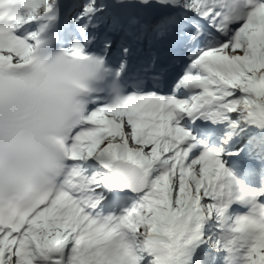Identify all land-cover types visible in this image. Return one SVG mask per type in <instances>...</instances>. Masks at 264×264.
I'll return each instance as SVG.
<instances>
[{
    "label": "snow or ice",
    "instance_id": "1",
    "mask_svg": "<svg viewBox=\"0 0 264 264\" xmlns=\"http://www.w3.org/2000/svg\"><path fill=\"white\" fill-rule=\"evenodd\" d=\"M0 264H264V0H0Z\"/></svg>",
    "mask_w": 264,
    "mask_h": 264
}]
</instances>
